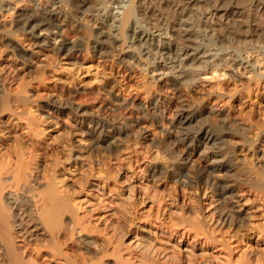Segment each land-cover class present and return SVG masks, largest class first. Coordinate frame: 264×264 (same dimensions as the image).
Masks as SVG:
<instances>
[{
    "label": "bare ground",
    "instance_id": "bare-ground-1",
    "mask_svg": "<svg viewBox=\"0 0 264 264\" xmlns=\"http://www.w3.org/2000/svg\"><path fill=\"white\" fill-rule=\"evenodd\" d=\"M68 1L27 0L21 5V0H0V57L10 50L20 58L22 69L27 74L39 73L41 82L45 83L44 89L41 87L36 95L30 89L31 79L19 84L12 92L3 87L0 77V264H34L37 261L40 264H197L195 255L180 257L168 252L165 243L159 241L162 234L192 246L196 243L222 246L227 251L222 264H264L260 259L254 261L250 253L242 251L239 254L233 235L227 240L208 224L213 221V224H229L234 228L246 227L256 231L263 227L260 224L253 226L249 219L251 214L264 218V177L261 179V174L264 175V150L254 148L264 142V131L251 141L248 137L239 143L246 145L244 150L249 155L248 159H254V167L246 166L244 168L248 169L241 173L237 171L236 178L234 172L237 167H233L234 159L230 154L234 151L228 150L229 138L247 136L242 131L244 127L242 130L236 125L234 127L226 112H215L216 120L210 123L209 116L202 119L206 112L195 103L174 96L175 112L169 108L167 98L153 94L148 104L136 106L141 113L134 115L133 105L121 90L110 91L114 104L101 90L95 94L88 88H74L62 98L58 97L54 93L55 86L48 83L49 78L42 76L43 67L37 69L40 63L35 59L47 56L46 51L63 56L81 52L80 46L66 40L63 34L61 19ZM149 1L151 4V1L165 3L166 0ZM194 1L185 0L183 6L189 8ZM85 2L73 4L75 8L70 6V15L90 28L94 34V47L103 50L115 43L121 52L120 62H124L126 68L131 65L149 75L152 79L150 88L154 83L175 91L180 84L186 83L182 77L160 68V62L146 60L150 51L147 45L161 29L154 30L148 21L145 22L146 27L139 25L140 0H130L123 12L110 8L107 1L108 5ZM9 10H14L15 16L7 22L3 20V13ZM191 17L188 14L190 27L187 32L188 37L196 36L197 41L189 40L196 43L194 51L197 53L193 60L201 63V70H229L230 78L242 82L243 87L236 93L251 86L261 88L264 83L261 53L247 51L243 56H236L209 47L206 30L198 29L191 34L197 26ZM127 30L131 34H126ZM152 46L159 51L158 58H162V46L155 43ZM180 51L183 50H177L176 57H180ZM46 60L44 65L48 62ZM38 77H32V80ZM194 82L188 81L187 87ZM93 96H96V104L90 108L87 99L93 100ZM169 110L175 113L170 114ZM146 122L154 125L163 137L149 132ZM57 125L87 138L88 150L99 158L93 162L102 164L99 174L93 170L82 171L74 183L61 174V165L70 160L80 162L82 157L78 152L79 146L62 133L56 139L66 143L68 156L64 160L57 151H53L51 136L46 131ZM129 138H134L137 143L142 140L141 144L152 147L162 157H148L147 151L138 147L129 153L128 158H113V154L111 160L102 158L104 152L120 151L122 142L124 144V140ZM241 157L245 164L247 157ZM239 163L240 160L237 166ZM144 173L150 184L140 182ZM231 175L235 181L227 180ZM241 182L243 186H240ZM196 183H203L206 189L211 190V201L207 193L204 197L194 196L195 192V195L199 193L197 188L193 194L186 193V188L197 187ZM231 199L235 204L240 203L232 207L233 212L219 207ZM16 202L19 209L14 210ZM143 205L148 209L147 215L155 218L152 220L154 225L162 230L161 236H157L160 245L155 243L156 239L142 223L144 215L140 214L139 207ZM150 218L146 222L151 221ZM33 226L35 230L30 231ZM18 240H22L31 252L30 262L25 260Z\"/></svg>",
    "mask_w": 264,
    "mask_h": 264
},
{
    "label": "rangeland",
    "instance_id": "rangeland-1",
    "mask_svg": "<svg viewBox=\"0 0 264 264\" xmlns=\"http://www.w3.org/2000/svg\"><path fill=\"white\" fill-rule=\"evenodd\" d=\"M21 1V5H24L27 0ZM75 1L76 2H74L73 0H69L68 5H65L66 8L64 7V11L66 14H63L64 18L62 16L61 20L63 21L61 22L63 23L64 37L69 42L73 41L72 43L80 46L81 52L75 53L73 56H63V54H55L53 51H46L45 55H47L48 57L43 56L41 58L46 57L48 62L46 58L45 60L47 62L46 64L48 65H44L43 61L45 62V60L41 58L35 59L36 62L38 60L37 63H40V66L36 63V65L39 66L37 69L43 67L41 69L42 72L44 71V74L41 72L42 76L49 78L48 83L55 86V88H53L55 90L54 93L58 97L62 98V96L68 90H74V88H88L89 92L96 91L99 93V91L101 90V92H104V94L106 95L108 101L113 102L114 104V99L110 91L112 92L115 90H121L123 91V93H125V99H127L128 102L133 105L134 109L132 110L134 115H139L141 113L136 108V106L142 103L148 104V102L151 101L154 95L162 98H167V104H170L169 108L175 112V99L181 96L183 99L195 103L196 105L201 107V109L203 108L202 110H204L206 114L203 116L205 118L202 119L206 120V116H209L208 121L210 123H213L216 120L215 112H226L229 115L234 127L236 125V128L238 127L237 129L240 128L241 130L244 127L245 130L242 131L245 133V136H247L245 138H241L239 136H232L231 138H229L230 142L228 146L230 145V147H228V150L233 149L232 151L234 152L230 151L232 152L230 153L232 155L231 159H234L232 160V164L233 167H237V169H235L234 175L235 173L237 175V171L238 173H241L243 172V169L247 170L248 167H254V159H248L249 155L246 154V145H240L239 143H243L242 141L244 139L247 140L248 137V140L251 141L257 134H259V132L264 131V83L262 84L261 88L251 86L248 87L249 89L247 88L248 90H242L240 93H236L243 87L242 82L240 80L238 81L237 79L230 78L229 70L221 71L220 69L213 70L212 68H210L208 70L202 71L201 63L197 60H193L194 56L197 53L196 51H194V49L196 48V43L194 42L193 44L189 39L194 41L196 36L193 35V37L191 35V37H188L187 30L190 26L187 24L189 20L187 18L188 14H191V19H193L195 21V24L197 25L195 30H193L191 34L195 33L198 29L206 30V32L209 34V37L206 41V43L210 45L209 47L213 49L215 48V50H218L219 52H224L227 54L230 53L236 56H243L247 51H256L259 52V54L261 53L264 60V0H196L189 8L186 5L183 6L185 0H166L165 3L167 2V4L162 1H153V3L151 1L150 4L149 0H140V2L142 3V12L137 15V19H139L137 21L139 22V25L146 27L147 24L145 22L148 21L153 25L154 30L159 28L161 29V32L157 31L155 33V37L152 38L153 41L149 42V45H147L150 50L148 52L149 58H144H146V60L154 59L160 62L158 64L160 68L167 69V72L169 71L175 73L176 76L178 75L179 77H182V80L186 83L180 84L178 86L179 88L177 87L175 91L168 86L165 88L164 86L161 87L160 84L156 85L154 83L153 85H155V87H153L152 85L153 89H151L152 87L150 88L149 84L151 83L152 79L149 75H147L146 73L143 74V72L138 71V69L135 70L134 67H131V65H128V67L126 68L124 62H120L121 52L120 50H118V48L116 49L115 43L114 45H107L108 47H105L103 50H99L98 46L94 47L95 39L93 32L89 30V27V29L87 28V25H85L86 27L83 26L84 23L82 25L81 22L79 23V21H76L78 20L77 17H75L74 15H70L72 13V8L75 6H73V4L80 3L83 0ZM85 1V3L89 1V3L87 4H98L99 2H103L106 5H108V2L110 4L108 5L109 7L112 6L113 10L116 9L120 12H123V8H126L130 3V0ZM105 1L107 2L105 3ZM151 7L153 8V10L149 11ZM68 10H70L71 12H68ZM3 14V20L7 22H10L12 20L11 18L15 16L14 10L5 11ZM67 14L69 17L65 16ZM74 17L77 19H75ZM127 33L131 34L129 30H127L126 34ZM158 35H161V37L159 38ZM195 41H197V39ZM154 43L155 45H159V47L162 46L160 52H162L161 54H163L162 58L165 57L164 59L158 58L159 51L154 50V48L156 47L152 46L154 45ZM24 44H26L25 46H27L28 41ZM179 49H182L183 51H180V57H176V52ZM6 51L3 52L4 54H2L0 57V77L3 79V87L8 88L9 91L13 92L18 86L22 84V82L27 83L31 79L32 86L30 85V89L35 95L39 93L38 90H40L41 87V89L43 90L45 87V83L43 84V82H41V75L39 76V73L36 75V72L34 74H27V71L22 69L23 66L21 64L20 58L10 52V50ZM40 59L42 61H39ZM122 65H124V67ZM32 77H38V79L35 78L34 80H32ZM194 80L195 82L192 86H190L191 88H188L186 85L188 81L190 83ZM40 82L43 85H40ZM62 90L64 93H62ZM96 92L95 94H97ZM149 92L150 95L148 96ZM174 96L176 98H174ZM95 97H92L93 100L89 99L88 101L87 99V104L89 103L88 107L94 108V105L96 104V101L94 100ZM181 97L180 99H182ZM172 110H169L168 112H170V114H174L175 112L172 113ZM208 111H211V113H208ZM124 112H126V110L123 111V113ZM145 125L146 127H148L147 129L149 130V132L156 134V136L158 135L160 137H163V134L160 133V131L156 129L154 125L150 124V122H146ZM59 126L60 125L52 126L49 130L46 131V134H50L51 136L52 141L50 140V143H53V151H57L62 157H64V160L67 158L69 149L67 148L66 143H62L61 141L56 139L57 135L62 133L66 134L67 139L71 140L72 143L76 144V146H79L78 152L82 157L80 159V162L70 160L69 162L66 161L64 165H61V174L65 175L66 178L69 177L70 183H74L78 178H80L82 171L84 172L87 170H93L94 172H97V174H99L100 169H102V164L93 162V160L97 161V159L99 158L97 157V155H95V153H91V151L88 150L89 141L87 140V138L80 135L79 133L74 134L71 130L69 131V129L67 130L66 128H60ZM141 142L143 141L141 140L140 143L139 141L137 143V140L135 141L134 138L125 139L124 144L122 142L120 151L118 150L110 153H108L109 151L104 152L102 158L109 160H111L112 157L116 158L118 156H121L122 158H128L129 153L135 150V148H143L144 152L147 151L146 154L149 155H147L148 157L152 158L154 157V155H159L160 157H162V155L159 154V152H157L155 149H152V147L150 146L147 147L146 144H141ZM254 148H260L264 150V142L262 141L258 143V145H256V147ZM241 156L247 157L245 158V164L243 162L244 158ZM239 160L240 163L239 166H237ZM234 161L236 162V164L234 163ZM241 162H243V164ZM250 163H252V166ZM146 166L147 163H145L142 168L145 170ZM246 166L248 167L244 168ZM261 170L262 169H260L259 171L261 172ZM215 174L217 175V173ZM216 175L215 177H217L219 174L217 176ZM234 175H231L232 178L229 176L227 180L235 181L237 177L235 175L236 178H234ZM261 175V179H263L264 175ZM145 176L146 174L144 173L143 179H140V182L147 185L149 181ZM241 183L242 184H240V186H243V182ZM195 186L197 187L186 188V193L188 192L193 194V192H195L193 190H196L197 188V191H199V193H197L198 195H195V192L194 196H196L197 198H199V196L204 197V194L207 193V198L210 199L209 201L213 199L211 190L206 189L207 187L203 183H196ZM96 190L101 189L97 188ZM23 198L24 197L22 196V199ZM13 199V201H15L16 197L14 196ZM234 201L235 200L231 199L230 201H228V203L220 204L221 206L219 205V207L226 211L233 212L232 207L234 205L240 204H235L233 203ZM18 202L13 205L14 210H16V208L19 209V207L17 206ZM139 210L140 214L144 215L142 223L145 224L154 239H156L155 243L159 244V241H162L161 243H165L164 245L167 246L168 252H173L180 257L186 255H195L197 264H222L221 260H224L226 258L227 251L226 249L224 250V247L222 249V246L209 247L201 246L197 243L195 246H192L186 243L183 244L182 242H179L177 238H171L168 234L166 237L165 234H162V230L158 229L156 225H154L155 223L152 220H154L155 218H150L147 215L148 209L145 207V205L140 206ZM147 217L150 218L151 221L146 222V220L148 219ZM251 217L249 221L250 223L253 222V226H259L260 224V226L262 227L263 225L260 230H250L246 227L234 228L229 224L224 225L218 223V225L217 223L213 224V221H209L208 224L212 229L214 228L216 232L218 231V233L222 236H226L225 239L227 240L229 238H233L234 236L233 240L236 241L234 246L237 247V252H239V254H241V252L243 251L242 253H250L254 261H257L259 259L264 261V218L258 216L257 214H251ZM34 228V226L31 227L30 231L35 230ZM157 236H161V240L158 241ZM17 244L22 250L25 260L30 262L29 257L31 252L27 250L22 240H18ZM34 247L35 245H33L32 248ZM234 256L235 259L238 258L237 253ZM34 264H40V262L37 261L34 262Z\"/></svg>",
    "mask_w": 264,
    "mask_h": 264
}]
</instances>
